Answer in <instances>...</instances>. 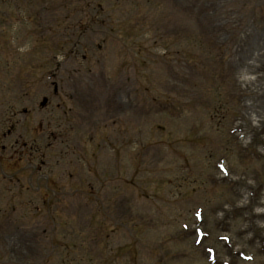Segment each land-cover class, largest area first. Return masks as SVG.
<instances>
[{
  "label": "rangeland",
  "instance_id": "1",
  "mask_svg": "<svg viewBox=\"0 0 264 264\" xmlns=\"http://www.w3.org/2000/svg\"><path fill=\"white\" fill-rule=\"evenodd\" d=\"M0 61L2 168L63 202L0 177V264H264V0H0Z\"/></svg>",
  "mask_w": 264,
  "mask_h": 264
}]
</instances>
